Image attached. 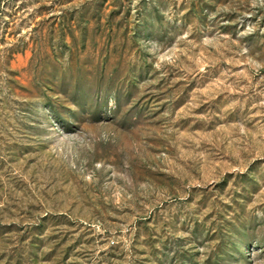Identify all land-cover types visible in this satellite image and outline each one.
<instances>
[{"label":"rangeland","instance_id":"374dc122","mask_svg":"<svg viewBox=\"0 0 264 264\" xmlns=\"http://www.w3.org/2000/svg\"><path fill=\"white\" fill-rule=\"evenodd\" d=\"M0 264H264V0H0Z\"/></svg>","mask_w":264,"mask_h":264}]
</instances>
